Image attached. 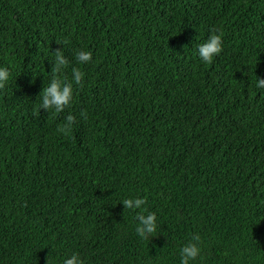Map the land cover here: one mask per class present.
I'll return each instance as SVG.
<instances>
[{
    "label": "trees",
    "instance_id": "1",
    "mask_svg": "<svg viewBox=\"0 0 264 264\" xmlns=\"http://www.w3.org/2000/svg\"><path fill=\"white\" fill-rule=\"evenodd\" d=\"M63 48L86 76L50 114ZM0 66V264H180L194 234V264H264V0H0ZM136 196L158 215L148 240L121 202Z\"/></svg>",
    "mask_w": 264,
    "mask_h": 264
},
{
    "label": "clouds",
    "instance_id": "2",
    "mask_svg": "<svg viewBox=\"0 0 264 264\" xmlns=\"http://www.w3.org/2000/svg\"><path fill=\"white\" fill-rule=\"evenodd\" d=\"M198 39V37H197ZM62 44V43H60ZM63 45V44H62ZM199 58L205 63H211L224 48V32L221 29H214L211 34L201 43L195 44ZM75 59L81 65H86L93 59V53L90 50L81 49L75 53ZM51 79L43 88L38 100L40 109H46L50 114L63 113L66 107H69L74 98V86L83 87L86 73L80 67L71 68V79L64 73L65 69L71 64L70 59L66 56L65 50L57 49L53 53ZM11 79V72L8 66H0V89L6 88ZM258 89H264V78L256 81ZM84 119H87L86 111L80 113ZM77 121L76 115L69 112L58 128L60 134H68L72 131ZM126 211L135 213L137 221L135 232L144 240L152 238L157 232L159 223L158 215L155 211L149 210L147 197H127L121 200ZM202 240L199 234H194L192 238L185 243L179 250L180 264H194L202 256ZM48 264H50L48 259ZM62 264H86L85 258L80 252H74L66 257Z\"/></svg>",
    "mask_w": 264,
    "mask_h": 264
}]
</instances>
